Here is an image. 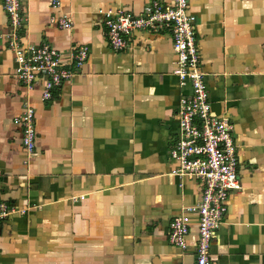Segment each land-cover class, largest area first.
<instances>
[{
    "label": "crops",
    "instance_id": "obj_1",
    "mask_svg": "<svg viewBox=\"0 0 264 264\" xmlns=\"http://www.w3.org/2000/svg\"><path fill=\"white\" fill-rule=\"evenodd\" d=\"M60 1L23 5V45L51 44L66 62L80 46L89 50L51 100L40 82L29 88L18 78L0 38V194L27 210L0 224V264H197V215L187 249L168 238L170 221L202 195L199 181L173 173L170 155L191 85L174 74L167 30L135 29L114 50L104 23L106 11L139 17L154 0ZM3 2L0 33L10 29ZM189 12L212 113L234 126L242 185L209 264H264V0H189ZM64 14L72 28L50 22ZM26 105L36 111L32 157L18 123Z\"/></svg>",
    "mask_w": 264,
    "mask_h": 264
},
{
    "label": "built area",
    "instance_id": "obj_2",
    "mask_svg": "<svg viewBox=\"0 0 264 264\" xmlns=\"http://www.w3.org/2000/svg\"><path fill=\"white\" fill-rule=\"evenodd\" d=\"M60 4V0H53V8ZM23 5L24 0H4L3 8L10 29L0 33V38L14 53L18 78L29 88L40 82L43 98L51 100L54 92L85 63L89 50L80 46L72 51L70 60L66 62L62 60V52L51 44L23 45L20 41L26 20ZM104 14L109 43L114 50L125 49L128 46V33L139 28L167 30L172 36L176 55L174 74L182 84L191 85V93L180 100L179 133L170 150L171 158L177 163L173 173L199 181L202 195L198 203L185 207L181 215L170 221L168 238L171 244L187 249L190 245V215H197L196 262L209 264L212 241L228 212L231 193L241 190L242 185L234 126L228 117H218L212 113L205 73L200 64L197 18L189 12V0H172L170 6L154 0L145 7L144 15L139 17L122 10H109ZM50 22L64 29L73 27L68 14L53 15ZM18 123L22 127V143L28 156L32 157L37 147L36 111L33 106L26 105ZM25 163H29V160ZM26 211L3 200L0 194V224Z\"/></svg>",
    "mask_w": 264,
    "mask_h": 264
}]
</instances>
